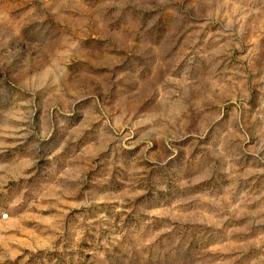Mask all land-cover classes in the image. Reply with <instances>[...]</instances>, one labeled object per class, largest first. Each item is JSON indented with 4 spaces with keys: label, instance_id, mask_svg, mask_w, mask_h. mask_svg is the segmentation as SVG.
<instances>
[{
    "label": "rangeland",
    "instance_id": "obj_1",
    "mask_svg": "<svg viewBox=\"0 0 264 264\" xmlns=\"http://www.w3.org/2000/svg\"><path fill=\"white\" fill-rule=\"evenodd\" d=\"M0 264H264V0H0Z\"/></svg>",
    "mask_w": 264,
    "mask_h": 264
}]
</instances>
